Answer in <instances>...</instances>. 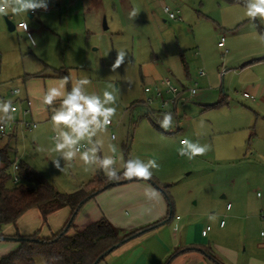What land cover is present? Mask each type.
Returning <instances> with one entry per match:
<instances>
[{
    "label": "rangeland",
    "instance_id": "rangeland-1",
    "mask_svg": "<svg viewBox=\"0 0 264 264\" xmlns=\"http://www.w3.org/2000/svg\"><path fill=\"white\" fill-rule=\"evenodd\" d=\"M164 1L177 19H170L163 7H154V25L136 27V22L119 18L123 23L120 32L114 29L116 19L110 15L95 22L84 15L81 6L70 11L63 3L59 9L49 0L47 9L35 10L40 12L33 19L28 16L30 11L12 15L15 26L20 21L28 24L30 36L20 29H8L5 17L11 18V14L0 16V101H11L18 110L6 121L19 128L18 158L61 193L79 190L100 171L107 176L98 164L86 166L78 157L68 162L61 159L63 171L52 162L59 155L53 151L54 108L47 109L43 96L48 88L62 83L54 70L73 79L87 78L91 82L87 92L102 96L107 90L116 96L112 126L93 138L102 142L98 155L112 156L120 173L129 158L156 160L159 168L152 169V177L170 187L174 216L181 218L186 230L210 226V236L217 237L214 231L221 220L231 222L230 203L239 220L238 229L229 235L230 244L242 253H251L264 239V108L256 109V103L244 94L253 95L252 87L257 84L264 87V37L255 20L246 15L242 0ZM65 3L70 4L68 0ZM256 19L264 26V18ZM29 37L36 41L35 46ZM222 38L224 48L219 47ZM121 50L126 53L125 62L112 71ZM182 59L189 66L190 82ZM202 71L204 78L200 77ZM27 75L39 77L24 81ZM166 77L187 83L198 96L187 105L180 103L176 112L174 108L159 112L155 104L150 114L142 104L149 97L145 88ZM66 88L70 90L71 82ZM15 90L20 94L12 95ZM26 93L33 116L23 113ZM224 99L222 107H214ZM35 110L48 118H39ZM169 112L173 126L165 130L157 121ZM33 124L38 127L30 128ZM182 140L206 145L208 151L190 160L178 153ZM109 145L116 147L115 153ZM34 224L39 237L53 235V215L47 222L31 219ZM216 239L217 244L222 243V236ZM16 243L0 242V259L16 249ZM11 246V252L6 250ZM43 263V258H36L35 264Z\"/></svg>",
    "mask_w": 264,
    "mask_h": 264
},
{
    "label": "crops",
    "instance_id": "crops-1",
    "mask_svg": "<svg viewBox=\"0 0 264 264\" xmlns=\"http://www.w3.org/2000/svg\"><path fill=\"white\" fill-rule=\"evenodd\" d=\"M49 1L58 6L59 9H61L64 3L70 11L78 10L81 6L84 15H86V17H92V20L95 22L103 16L110 15L113 17L112 20H114V18L116 19L113 23H115L114 29H117L118 32L122 30L120 25L123 24L119 21V18H125V21H130L132 24L136 22V27H140L142 24L154 25L157 19V12L154 9V7H157L156 0H68L70 2L69 5L65 3V0ZM164 6H166L165 1L159 0L157 8L160 10L162 7L164 8ZM133 11L136 12L135 16L131 15ZM36 12L38 13L40 11H30V14H28L29 18L33 19L37 14ZM12 15L13 14H11V18L8 17L10 21L12 20ZM19 23L26 22L20 21ZM17 26H15V30L20 29L25 31V29L18 28ZM25 32L28 36L27 31ZM261 61L262 60H259V62ZM182 63L186 78L190 82L189 66L185 63L184 59H182ZM169 72L174 76V73L171 70ZM55 77H57L56 73ZM200 77L204 78L206 76L200 75ZM59 79L63 80V78ZM172 79L174 80V78ZM160 81L161 79H157L158 83L155 82L153 86L159 84ZM174 82L180 87H188L187 83H182L180 81L177 83L175 80ZM252 92L254 99L251 100L256 103V109L261 111L264 108V87L261 88V85L257 84L252 87ZM26 96L27 99L25 101L31 104V116H33L34 110H32V103L29 101L27 93ZM196 96H198V94ZM192 100H194V97ZM176 111L177 110L175 109V112ZM159 112L161 111L159 110ZM35 115L43 119L48 118V114L46 115V113L40 110H35ZM14 133V135H16L17 162H20L21 160L18 158L19 150L17 145L19 140L18 126L14 127ZM3 142L4 141L1 143ZM156 180L161 186L166 185L160 182L159 179L156 178ZM228 205L231 204L229 203ZM228 205L227 212L231 213V224H228L225 220H221V222L225 221V225L221 226L220 222L219 226L216 227L214 231L216 235L219 234L222 236L223 239L221 244H217L218 240L216 238H218L219 235L215 238L213 235L210 236L209 233L213 232V228H211L206 237L202 235V232L210 226L203 227L197 225L193 227L192 230H186L187 227L182 223L181 218L179 216H174L176 212V208L174 207V214L170 222H164L156 229L140 235L120 246L112 251L105 260L101 262V264H253V262L254 264H264V239L260 241L261 246L252 249L251 253H246L247 250L242 253L235 244H230L232 242L229 239V235L231 231L233 232V230L235 231L238 229L239 220L236 215L238 212H234V206L231 205V208L228 209ZM169 212L170 209L168 202L164 194L157 187L147 181L133 178L123 183H119L118 185H114L87 202L76 217L75 226L81 231L87 226L98 222L102 218H106L117 229L134 230L156 222L164 221L169 216ZM70 214L71 211L69 208L61 209L53 214V235L59 233L63 229ZM33 217L38 218L39 220L42 219L37 210H31L27 212L15 226L7 227L3 234L7 238H12L17 234L21 237H28L37 234L38 230L36 229V224H34V226L31 225V219H34ZM225 218H227V216ZM25 219L28 220L26 221ZM56 222L57 224L55 225ZM181 231L182 233H180ZM261 237L264 238L262 233ZM4 242L5 241H3V243ZM16 244L17 247L16 249H13L14 251L19 247L18 243ZM13 247L14 246L6 248V250L9 251ZM202 247L211 249L218 262L211 261L204 253H202ZM186 249H188V251ZM13 250H11L12 252H9L13 253ZM179 250H181L182 253L171 259L173 254Z\"/></svg>",
    "mask_w": 264,
    "mask_h": 264
},
{
    "label": "trees",
    "instance_id": "trees-1",
    "mask_svg": "<svg viewBox=\"0 0 264 264\" xmlns=\"http://www.w3.org/2000/svg\"><path fill=\"white\" fill-rule=\"evenodd\" d=\"M255 22L258 32L264 37V26L257 19ZM54 71L57 77H65L59 70ZM37 77L39 76L27 75L25 81ZM224 104L225 99L214 107H222ZM56 107H59L58 103L48 105V109ZM14 134V130L8 134L0 133V144H2L0 145V242L13 240L19 247L0 259V264H35L36 258L39 257L44 259L43 264H96L97 262L101 264L110 254V250L114 251L132 239L156 229L162 223L171 221L174 203L169 195V186H161L156 178L151 177L150 180H141L153 184L164 194L170 209L167 219L139 229L121 230L108 219L102 218L79 231L75 226V219L87 202L115 184L133 178L125 177L120 173L118 178L109 179L100 172L79 190L70 194L61 193L52 182L31 165L24 161L17 162L16 135ZM4 140L6 142L1 143ZM16 164L19 167L18 173L14 172ZM64 208L70 209V217L63 229L49 238H41L38 234L28 237L17 234L7 238L3 234L7 227L15 226L31 210H37L43 221L47 222L51 215ZM201 252L211 261L218 262L211 249L202 247ZM181 253V250L175 252L171 259ZM101 257H103L102 260H100Z\"/></svg>",
    "mask_w": 264,
    "mask_h": 264
},
{
    "label": "clouds",
    "instance_id": "clouds-1",
    "mask_svg": "<svg viewBox=\"0 0 264 264\" xmlns=\"http://www.w3.org/2000/svg\"><path fill=\"white\" fill-rule=\"evenodd\" d=\"M242 2L246 8V15L253 21L257 17L264 18V0H242ZM41 8L47 9V0H0V16L26 15L29 11L34 12ZM131 15L135 16L136 12L133 11ZM23 27L27 31V24ZM29 39L35 46L36 41L31 37ZM125 56L123 50L118 51L117 58L111 66L112 71L125 62ZM69 82H71L70 90L66 88ZM90 83L87 78L73 79L71 76H65L58 87L48 88L43 96V103L46 105H53L59 100V107L54 108L51 116L52 130L55 133L53 151L59 155L52 162L58 170L63 171L61 159L68 162L78 157L86 166L98 164L109 179H116L120 175V171L115 167L116 160L112 156H99L102 142L93 139L98 133L106 131L112 123V117L116 113V108L112 105L116 102V96L107 90L102 96L95 92L89 93L86 86ZM15 111L11 101H0V122L13 119L11 113ZM157 122L163 129L169 130L173 126V115L170 112L165 113L164 118ZM202 125L203 121H201ZM85 143L89 147H84ZM181 145L178 150L179 155L187 156L190 160L208 151L206 145L202 146L198 142L183 140ZM109 147L113 153L116 152L114 145ZM157 168L159 165L156 160L145 162L140 158H129L123 163L122 174L128 178L150 180L153 175L152 169Z\"/></svg>",
    "mask_w": 264,
    "mask_h": 264
},
{
    "label": "built area",
    "instance_id": "built-area-1",
    "mask_svg": "<svg viewBox=\"0 0 264 264\" xmlns=\"http://www.w3.org/2000/svg\"><path fill=\"white\" fill-rule=\"evenodd\" d=\"M164 11L165 13H167L170 17V19L175 20L177 19V14H174L171 12V10L167 7L164 6ZM26 23H19L18 24V28L24 29L23 25H25ZM27 33L28 36H30V33L28 31L27 28ZM219 47L220 48H224L225 47V39L222 38V40L219 42ZM228 53V51L224 52V55H226ZM201 76H205V72L202 71L200 73ZM19 90H15L12 92L13 95H17L19 94ZM145 93L149 96L147 98L146 101H144L142 104L143 106H145L149 113L152 114L154 113L153 111V106L155 104L159 105V110L161 111H165L168 108H174L176 109L177 106L180 103H188L191 102L192 98L197 94V90L195 88H192L190 86L188 87H180L178 86L174 80L171 77H166L164 79H162L160 81L159 84H156L152 87H146L145 88ZM245 98H250V99H254V96L250 95L249 93H245L244 94ZM30 103H27V108L24 110V115H30L31 114V109H30ZM17 112V108L15 106H13ZM112 126V123L109 125ZM108 126V127H109ZM30 128L35 129L37 127V124H33L31 126H29ZM14 127L11 123H1L0 122V133H11L13 132ZM84 147H87L86 145H84ZM19 167L16 164L14 166V172L18 173ZM258 196L261 197L262 195L260 193H258ZM231 208V205H228V209ZM225 225V221L221 222V226ZM211 227H207L203 232L202 235L204 237H206L208 235V233L210 232ZM262 235H264V233H262Z\"/></svg>",
    "mask_w": 264,
    "mask_h": 264
},
{
    "label": "water",
    "instance_id": "water-1",
    "mask_svg": "<svg viewBox=\"0 0 264 264\" xmlns=\"http://www.w3.org/2000/svg\"><path fill=\"white\" fill-rule=\"evenodd\" d=\"M5 21H6V24H7V26H8V29L10 30V31H15V25L13 24V22L12 21H10L7 17H5ZM115 185H118V184H115ZM113 251V249L112 250H110V252L109 253H111ZM103 259V257H101L100 258V260H102ZM99 260V261H100ZM98 263V262H97ZM96 263V264H97Z\"/></svg>",
    "mask_w": 264,
    "mask_h": 264
}]
</instances>
